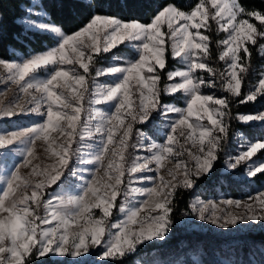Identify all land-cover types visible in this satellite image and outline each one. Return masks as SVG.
I'll list each match as a JSON object with an SVG mask.
<instances>
[{"label":"snow or ice","instance_id":"obj_1","mask_svg":"<svg viewBox=\"0 0 264 264\" xmlns=\"http://www.w3.org/2000/svg\"><path fill=\"white\" fill-rule=\"evenodd\" d=\"M65 6L0 0V67L18 88L0 118L39 117L0 134V264H48L40 258L49 253L111 264L138 251L151 257L147 264H264V244L235 239L264 229V185L244 197L201 196L240 172L264 177V136L228 150L234 121L264 124V110L233 112L264 101V72L247 79L253 48L264 54V0H74L76 24L53 18L50 10ZM9 10L18 12L11 22ZM11 24L55 44L21 56L12 45L22 33ZM176 93L183 106L170 102ZM26 138L22 154L8 147ZM38 140L54 163H34ZM102 167L107 179L98 181ZM205 229L223 242L201 239Z\"/></svg>","mask_w":264,"mask_h":264},{"label":"rangeland","instance_id":"obj_2","mask_svg":"<svg viewBox=\"0 0 264 264\" xmlns=\"http://www.w3.org/2000/svg\"><path fill=\"white\" fill-rule=\"evenodd\" d=\"M201 31L203 32L204 29L202 28ZM113 51H115V49ZM18 54L21 56H27V55H30L32 53L22 54V53L18 52ZM178 59L179 58H176V60H178ZM101 63H104V62L102 61ZM176 66H179V65H176ZM200 71L202 73H205V78H207L206 70H200ZM261 72H264V64H263L261 70L259 71V73H261ZM5 77H6V70H4L2 67H0V106H3L5 104L9 103L18 94L17 85L11 81L6 82ZM100 79H101V81H104L105 77H101ZM258 79H259V76L256 79V82L258 81ZM205 91H207V89H205ZM212 91H215L218 96L219 95H226V93H222L221 91H219L217 89H212ZM174 95L177 97V99L172 100L170 102L178 103L180 106H183V94L182 93H176ZM135 96H136V94L133 95L134 100H135ZM247 104H250V105L254 104V109L251 111H248V112H244V113L257 112V111L264 110V101L260 100L259 98L256 102H247ZM99 106L100 107H106V104L105 105H99ZM37 119H39V117L34 115V114H21V113H17V115H15L14 117H11V118H0V134H3L5 131L10 132V131L17 130V129L27 128L31 124H33L35 122V120H37ZM82 119H83V113H82ZM243 123L247 124V125H249V123H250L251 126L254 127L253 132L244 133L245 134L244 138H241L238 135H235V133L240 132V131L233 133V135L229 141V145H228V150L231 152L232 155H235L237 153L238 149L240 151L246 150V141L247 140H255L257 138L264 136V124H261L258 121L243 122ZM136 126L139 127L140 125L137 124ZM52 135L55 136L56 133H53ZM117 135H118V133H117ZM59 140H63V137L62 136L59 137ZM73 146H75V144ZM8 147L12 148L13 151L22 154L27 147V138L24 141L20 142V144L17 146L9 145ZM46 147H47V144L45 141L38 140L36 142V147L34 150L35 154H36V159L34 160V163L37 161L40 162L42 165H48V164L54 163V160L51 158V153L45 152ZM110 147H113V146L110 145ZM0 151H2V149H0ZM260 151H264V150H260ZM129 152H131V149H129ZM141 154H146V153L141 152ZM174 155H175V152L173 154H171L170 157L165 161L166 166L174 167L175 161L171 158ZM258 156H259V152L252 159L256 160ZM110 157H111V153H109L108 155L105 156V160H104L105 165H107ZM73 163H75V158L69 157V165H72ZM85 163H87V161ZM85 167H88V165H85ZM29 172H30V168L25 167V168L21 169V175H25ZM104 172H105V169L103 167L100 168L99 172L96 174V179L98 181H102V180L107 179V177H105V175H104ZM140 174L141 173L138 172L134 175H140ZM148 174L151 175L153 173H148ZM160 174L164 175L166 179L169 178V177H167V174L164 171V169H161ZM257 175H259V173ZM230 183H233L236 186L237 192L231 191V189L228 187V185ZM262 185H264V179L257 180L255 178H247L243 174V172H240L237 174V176L235 178L229 176L227 178L226 182L219 185V187L214 186V188H211V186H210L207 191L201 192V196H202V198H208L209 196L215 197V198L244 197V196H247L249 194V192H255L256 189L260 188ZM137 186H139V183L137 184ZM2 187H3V183L0 182V188H2ZM213 189H215V191H213ZM119 202H120V197H117V201H116L117 206H118ZM234 210L240 211V209H234ZM94 211L97 213L100 212L99 209H96ZM41 212H42V210H41ZM112 212H113V216L110 219L117 218V207L116 206L113 207ZM203 231H206V229ZM258 233L264 234V229H261L259 227L254 228L250 231H246L243 234L235 235V239L255 243L257 246H259L261 244H264V241L257 240L255 238L251 237V235L258 234ZM222 242H223V240L221 241V243ZM42 258L67 261L68 263H71V264H72V261L81 259V257L72 258V257H68L67 255H63V256L60 254L53 255L51 253L46 254L45 257H41L40 259H42ZM150 259H151V257L146 252H142L141 255L136 259V264H147V262Z\"/></svg>","mask_w":264,"mask_h":264},{"label":"trees","instance_id":"obj_3","mask_svg":"<svg viewBox=\"0 0 264 264\" xmlns=\"http://www.w3.org/2000/svg\"><path fill=\"white\" fill-rule=\"evenodd\" d=\"M13 3H18V2H23L27 3L28 0H12ZM51 3L53 4H60L64 3L66 6L65 7H55L51 9V13L53 15V18L58 20V21H63L64 23H72L76 24L79 23V20L77 19L75 15L74 9L71 7V5L74 3V0H50ZM138 2L143 3V4H156L159 2V0H138ZM185 2H188V0H185ZM242 3H255L259 5L262 0H241ZM18 12H13L11 10L8 11V17L9 21L11 22L13 17L17 15ZM253 22L256 23L259 26V21H255L253 19ZM210 23H212L210 21ZM11 28L15 32H21V37L19 41H14L13 42V47L16 51V53L20 52L22 54H30L35 51H42L45 50L46 48L53 46L55 44V39L52 35L38 32V31H32L28 33H23L22 27L17 24H11ZM205 31V30H204ZM208 34L207 32H205ZM224 35L223 31L221 30L219 34L217 35L216 33H213V43L211 45V50L213 52L214 56L218 55V52L215 48V40L218 38H222ZM0 52H2V49H0ZM215 67L218 68H223V62L221 61H212ZM174 64L173 59L168 56V65L171 66ZM264 64V55L261 54L258 49L253 48L252 50V57H251V68L248 70V76L247 79L251 80L253 83L256 82V79L259 76V71L261 70L262 66ZM243 75V73H242ZM165 82V79L162 78L161 85ZM247 84H245V87ZM243 90V89H242ZM254 109V104H240L238 107L233 108V112H248ZM254 127L251 126L249 127L247 124L244 123H237L236 121L233 122V133L240 131L243 133H250L253 132ZM260 175V174H259ZM258 175V176H259ZM261 179H264L262 177ZM257 179V180H261ZM228 187L231 189L233 192L236 191V186L233 183H230ZM227 187V188H228ZM211 188H214V186H211ZM215 191V189H213ZM189 199V195L187 192H185L184 195V200L187 202ZM198 235L200 236L201 239L207 240V241H217L221 242L222 239L219 237L217 233L209 232V231H202L199 232ZM252 238H255L257 240H262L264 241V234L263 233H258V234H253L251 235ZM143 251H138L137 253L134 254H129L125 256L123 259L120 258H111V264H136V259L141 255ZM43 260H47L48 264H71L68 263L67 261H60V260H52V259H47V258H42Z\"/></svg>","mask_w":264,"mask_h":264}]
</instances>
